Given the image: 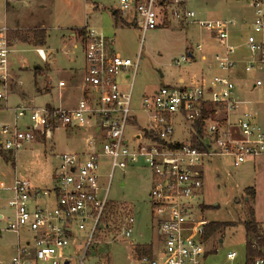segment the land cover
<instances>
[{"label":"built area","instance_id":"obj_1","mask_svg":"<svg viewBox=\"0 0 264 264\" xmlns=\"http://www.w3.org/2000/svg\"><path fill=\"white\" fill-rule=\"evenodd\" d=\"M245 2L252 14L239 20L202 18L191 0H118L116 11L129 13L128 23L141 32L135 60L115 51L114 39L87 25L80 29L84 96L71 108L21 100L12 108V121H0V149L16 157L38 138L51 139L58 129L94 132L85 136L83 149L54 154L57 161L49 173V185L15 174L9 186H0V238L15 235L10 254H0V264H71L73 259L88 264L91 247L100 245L111 227L114 241L127 242L120 246L128 251L129 264H205V165L230 157L240 166L264 156V123L251 106L254 100L245 97L255 89L264 92V0ZM239 22L246 34L235 42L232 33ZM191 26L207 32L209 43L188 44L173 63L191 66L201 61L205 66L176 84L144 95L141 110L147 114V124L130 133L128 126L135 120L134 81L146 33L159 27ZM9 31L6 23L0 24V101L7 100L14 79ZM34 49L41 60L50 62L51 50ZM216 69L220 73H214ZM64 84L60 80L57 86ZM58 95L62 98L61 92ZM27 116L30 123L22 127L19 121ZM177 120L187 128L184 140L174 138ZM103 158L108 159L107 174L100 172ZM140 160L152 171L149 197L155 244L129 241L135 235L133 214L122 215L118 225L109 220L114 171ZM260 238L264 232L252 238L250 245L263 253L245 256V264H264ZM142 247H150V252H140ZM237 256L231 250L226 257L234 261ZM96 264H110L109 255H99Z\"/></svg>","mask_w":264,"mask_h":264},{"label":"rangeland","instance_id":"obj_2","mask_svg":"<svg viewBox=\"0 0 264 264\" xmlns=\"http://www.w3.org/2000/svg\"><path fill=\"white\" fill-rule=\"evenodd\" d=\"M35 1L36 3L32 0H9L12 8L7 9V0H0V24L6 23L9 28L22 27L20 30L9 31L12 46L14 47V43L20 45L15 46L11 54L14 79L7 100L0 101V121H12V108L20 102L18 95L24 101L32 100L37 106L47 102L58 104L56 85L59 78H71L75 81L73 86L82 80V66L85 64L82 43H79L80 47L77 49L76 62L69 63L66 60L69 56L64 52L66 48L63 46V34L67 35L71 30L76 31V35L80 34V29L87 25L97 33L114 39V50L133 60L136 59L141 45V32L125 21L129 20L130 14H122L125 20H119L118 15L113 14L118 7V0ZM190 4L202 18L236 17L241 20L252 14L245 0H191ZM34 5L37 9L34 14H30L31 11L28 9ZM23 9L26 10L24 14ZM35 30H45L47 39L43 48H51L54 51L50 55V59L56 57L55 62L50 64L54 68L51 72H49V64L41 60L34 49ZM232 34L233 41L238 42V38L242 41L239 35L246 34L243 22H239V25L233 28ZM77 38L82 39L83 36L78 35ZM200 40L208 44L209 35L197 26L184 29L159 27L146 33L133 88L135 120L130 122L129 131L130 128L136 129L139 125L147 124V114L141 110V100L144 95H151L162 86L176 84L180 75L188 77L192 71L205 66L201 61L191 66L188 64L178 66L173 63L175 57L185 52L188 44H195ZM68 65L77 67L76 76L74 72L64 69ZM35 66L40 68L35 69ZM214 73L218 74L220 71L216 69ZM120 80L127 82L126 78L121 77ZM52 85L54 89L51 91ZM2 89L0 85V90ZM72 91L66 92L64 104L70 102L72 104L78 100L79 94ZM245 97L254 100L251 106L258 112L259 122L264 123V92L255 89ZM5 106L8 109H4ZM19 123L22 127L29 124V116L21 119ZM175 125L174 138L186 139L187 128L183 127L179 120L175 121ZM86 131V128H75L72 132L66 129L55 130L51 139L38 138L26 149L20 150L16 157L0 149V186H9L15 174L26 175L35 184L41 186L49 185V173L57 161L54 154L83 149L85 136L94 132V129ZM100 172L103 174L110 172L107 158L101 159ZM204 173L205 185L202 197L204 221H224L229 224L210 238H205L207 254L204 262L205 264H245L247 241L255 237L252 233L248 234L245 229L244 223L248 218L246 201L254 207L256 218L260 220L261 230L264 232V156L255 161H246L240 166H235L230 157L215 158L205 165ZM104 181L106 183L108 178L105 177ZM151 186L152 171L143 164L142 160L125 170L114 171L109 193L112 199L109 220L118 225L120 217L125 213L134 215L135 235L129 241L151 240L156 243L155 219L151 212L149 197ZM249 186L256 190L255 201H251L247 196L245 188ZM2 194L7 195L8 192L3 191ZM115 235L111 227L106 236L101 238L102 243L91 247L86 262L96 264L99 255L107 253L110 264H129L130 255L120 246L127 245V242L114 241ZM14 241V234L3 235L0 238V254H10V244ZM96 249L99 252H96ZM231 250L238 252L234 261L226 257ZM71 264H77V260L73 259Z\"/></svg>","mask_w":264,"mask_h":264},{"label":"crops","instance_id":"obj_3","mask_svg":"<svg viewBox=\"0 0 264 264\" xmlns=\"http://www.w3.org/2000/svg\"><path fill=\"white\" fill-rule=\"evenodd\" d=\"M32 1H34L35 3H36V1L35 0H32ZM34 3V4H35ZM7 9H9V8H12L11 7V5H10V2H9V0H7V7H6ZM36 6L34 5V7H30V9H28V11H31V13L30 14H34L35 13V11H36ZM23 11V14H24V12H26V10H22ZM115 12H116V9L114 10ZM113 11V14H115V12ZM22 13V12H21ZM118 17H119V20L120 19H123V20H125L123 17H122V15L119 13L118 14ZM7 18V17H6ZM5 21H6V19H5ZM126 21V23L127 24H129L128 23V21L127 20H125ZM125 21H124V23H125ZM123 22V21H122ZM12 31H16V30H20V29H22V27H11L10 28ZM82 36V35H80V34H74V30H71L67 35L65 34H63L62 35V40H63V46H64V48H66V50L64 51L65 53H66V55H68L69 57L66 59L69 63H75L76 62V55H77V49L80 47L79 46V43L81 42L82 43V48H83V55H84V42H83V38L82 39H78L77 38V36ZM10 37V36H9ZM18 45H20V44H18V43H14V47L15 46H18ZM40 46V45H39ZM41 47H43V45H41ZM69 47V48H68ZM46 49H49V50H51L52 51V54L54 53V51H53V49H51V48H46ZM55 60H56V57L54 56V58L53 59H50V62H47L48 64H49V69H50V71L49 72H51V70H53L54 68L53 67H51L50 66V64H52V63H54L55 62ZM84 61H85V59H84ZM85 63V62H84ZM36 67V66H35ZM34 67V68H35ZM37 67H40V66H37ZM13 68V67H12ZM36 69V68H35ZM64 69L65 70H67V71H69V72H74V74H75V76H76V71H77V67H75L74 65H68V66H66V67H64ZM63 69V70H64ZM84 73H85V64L82 66V74H81V77H82V80H80V82H78V84H76V85H74L73 86V84L75 83V81L74 80H71V78H66V79H64V78H59V80L58 81H60V80H63L64 82H65V84H64V86H62L61 88H59L57 85H56V89H57V91H58V94L61 92L62 93V98H59V95H58V104H62L64 107H67V108H71V107H75L76 105H77V103H78V101H79V99L80 98H82L83 96H84V94H85V90H84V86H83V76H84ZM73 77H74V75H73ZM183 77H185L184 75H180L179 77H178V79L177 80H181ZM75 78V77H74ZM12 82H13V80H12ZM77 83V82H76ZM57 84H58V82H57ZM11 85H12V83H11ZM46 89L48 88V87H45ZM51 88V91H52V89H54V86L52 85V87H50ZM73 88V89H72ZM44 90V89H43ZM72 90H74L75 92H77V95L79 94V97H78V100H76L74 103H72L71 104V102L69 103V104H64V99L66 98V92H68V91H70V92H73ZM18 97L20 98V100H18V101H21L22 99H21V97L18 95ZM47 103H52V102H47ZM52 104H54V103H52ZM58 104H55V105H58ZM67 105V106H66ZM73 129H75V128H73ZM73 129H66L67 131H69V132H72V130ZM135 129H131L130 128V133L131 132H133ZM258 220V219H257ZM259 222H260V220H258Z\"/></svg>","mask_w":264,"mask_h":264},{"label":"trees","instance_id":"obj_4","mask_svg":"<svg viewBox=\"0 0 264 264\" xmlns=\"http://www.w3.org/2000/svg\"><path fill=\"white\" fill-rule=\"evenodd\" d=\"M118 15V12H115V16ZM47 39V34L45 30H35L33 33V41L38 45H44ZM40 67L36 68L39 69ZM8 161L9 158L7 157ZM247 196L250 198L251 201H255L256 199V190L254 187H247L245 188ZM247 209H248V218L245 220V229L248 234L252 233L255 237L260 236V234L263 232L261 230V223L256 218V213L254 207L246 201ZM229 224L224 221H209L204 226V237L210 238L218 231L224 229ZM260 243L264 246V238H260ZM140 252L148 253L150 252V247H142L140 248ZM262 250H256L251 248L250 241H247V258H251L255 255L262 254Z\"/></svg>","mask_w":264,"mask_h":264},{"label":"water","instance_id":"obj_5","mask_svg":"<svg viewBox=\"0 0 264 264\" xmlns=\"http://www.w3.org/2000/svg\"><path fill=\"white\" fill-rule=\"evenodd\" d=\"M115 12V11H114ZM35 68H38L37 66ZM66 264H69L68 262H66Z\"/></svg>","mask_w":264,"mask_h":264}]
</instances>
